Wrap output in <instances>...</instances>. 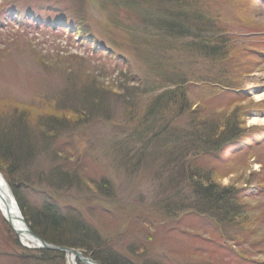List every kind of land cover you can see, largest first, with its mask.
<instances>
[{
	"label": "rangeland",
	"instance_id": "1",
	"mask_svg": "<svg viewBox=\"0 0 264 264\" xmlns=\"http://www.w3.org/2000/svg\"><path fill=\"white\" fill-rule=\"evenodd\" d=\"M199 2L216 25L217 57L192 51L194 32L181 29L172 37L159 30L161 11L152 0H0V122H27L36 141L27 164L17 169L26 181L23 195L30 210L49 196L63 217L81 221L103 243H89L90 253L42 240L0 168L25 224L42 240L40 247L25 244L0 211V264H101L106 256L119 264H251L230 252L212 223L190 214L189 205L199 201L176 174L182 164L188 172L194 159L171 164L157 139L149 134L142 146L140 131L134 133L147 105L143 92L182 85L178 105L182 110L187 100L191 112L157 137L189 138L194 115L235 124L228 137L237 132L236 140H227L215 156L203 152L192 165L212 171L216 185L243 192L253 215L262 212L264 124L251 120H264V81L257 79L264 77V0ZM95 89L104 91L109 119L90 115L79 125L66 100L80 103ZM49 116L68 118L49 132ZM58 172L73 183L53 184L49 177ZM101 181L110 185L106 195L93 187ZM234 246L264 260V221L249 241Z\"/></svg>",
	"mask_w": 264,
	"mask_h": 264
},
{
	"label": "trees",
	"instance_id": "2",
	"mask_svg": "<svg viewBox=\"0 0 264 264\" xmlns=\"http://www.w3.org/2000/svg\"><path fill=\"white\" fill-rule=\"evenodd\" d=\"M152 1L158 4V11H161V14H157L156 16L159 21V26H161L159 30L164 31L166 35L172 37L173 35H179L181 29H185L183 33H188L189 35H191L190 32H194L196 36L195 42H192L189 46L192 51L196 50L198 56L205 59H209L211 56H219L221 52L218 49V46L221 45L219 44L220 41L212 36L213 34L217 35V33H215L217 32L216 25L214 26L213 23L209 22L207 19L208 16L202 13L199 0ZM169 5L173 8L175 6V11L167 10L166 7H169ZM204 18L207 19V22ZM177 30H179V32H177ZM169 83L173 85L168 89L151 90L150 93L143 92L144 96L147 97L145 101L147 102L146 109L144 113L140 112V114H143L136 124L138 127L134 126L135 132L133 131L134 133H137V130L140 131L138 137L141 138V140L137 138L140 145L147 143L144 142V140L147 135L150 134L155 141L156 139L159 141L161 146L159 152L163 151L164 159H168L171 164L175 163V165H178L180 161L181 163L184 162L187 156H191L192 159L198 160L199 155H202L203 152L210 153L214 151L211 154L215 156V151L221 150L227 140L237 139V132L231 134L233 136L228 137L232 127L235 125L234 122V125L231 124V126H229V121L225 119L219 121H213L210 118L201 120L195 118V115L192 116V118L189 117V125L192 126V134H189V138L177 140L176 138L179 137V135H173L169 132L167 135L158 138L157 136L160 135L156 134L161 131L164 133L166 130H169L171 125L173 126V123L180 116L191 112L190 106L189 110L187 107L185 108L187 100L184 99L182 110L180 105H178L180 104V96H182L181 101H183V96H185L182 85L173 82ZM226 88H228V86ZM103 92L104 91L95 89L94 94L87 95L80 103L77 101L71 102L69 99L66 100L70 103L68 104L71 107L70 109L76 111V113H74L76 116L74 118L76 123H79V125L86 123L87 117L90 115H96V118L100 120H104L105 118L109 119V116L105 115L107 113L106 109H109V105H105ZM179 92L181 94H179ZM136 106L137 105H134V108H136ZM67 118L68 117L55 119L49 116L47 122H44V124L49 126V132H52V129L56 126H64ZM235 130H237V128H235ZM133 137L135 138V136ZM221 142L222 144H220ZM35 143L36 141L33 138L32 132L27 127V122L25 123L21 119L13 122L11 125L0 122V168L6 169L7 182L11 187L26 221L29 223L32 231L49 244L61 248L81 249L91 253L92 251H90L91 248L89 243L96 245V247H101L103 243L97 236L93 237V232H91L89 228L87 229L81 221H72L63 217L60 210H58L54 204H49V201H51L49 196L45 195V197L49 198L47 201L43 200L41 207L37 208V204L33 208L34 210L29 209L30 203L28 199L26 200L27 196H24V192L22 191V189L26 190V185L23 184L24 182L26 183V181L23 178L24 176L17 174V169L21 164H27L26 161L29 155L33 153L32 151L36 146ZM30 160L31 159L28 161ZM194 160L189 159L188 172L183 171L184 169L186 170V166L182 164L180 167L181 172L176 174L179 180L182 181L180 183H185L186 186L189 185V189L195 194L194 196H196L194 199L199 201L195 205L194 203L189 205L190 214H195L201 218L204 217L212 223L220 237L224 240V243L228 241L232 245H229V249L236 258L251 264H264V260H258L247 254H243L238 250L239 246H234L239 244L241 240L249 241V239L257 233V226L264 221V208H257V210L262 211L259 213V216L253 215L256 210H250L245 207L243 200L246 198L242 194L243 192L233 187L227 188L216 185L212 171H205V169H201L200 166L192 165ZM162 164L166 165L165 163ZM65 176L69 175H63V173L60 174L59 172L58 174L53 173V175L49 177V180H51L52 183V180H54L57 184L69 186L73 183L72 179ZM98 185H100V187H96L94 184L93 187L97 190L100 189L98 190L100 191L99 194L106 195L108 191H111L108 183L101 181ZM174 185L173 183V186ZM228 228L236 229L239 233H246V236L244 237L239 233L232 232L229 234ZM91 240L93 242H90ZM257 241L258 240H254L253 242L259 243ZM224 243L223 245L225 246L226 244ZM258 251L259 250H257V252ZM262 253V257H264V251ZM60 255L62 256L61 260H63L64 254L61 253ZM95 255L98 256L99 254ZM99 262L101 264H119V262H116L111 256L99 259Z\"/></svg>",
	"mask_w": 264,
	"mask_h": 264
},
{
	"label": "bare ground",
	"instance_id": "3",
	"mask_svg": "<svg viewBox=\"0 0 264 264\" xmlns=\"http://www.w3.org/2000/svg\"><path fill=\"white\" fill-rule=\"evenodd\" d=\"M260 81H264V77L260 76ZM257 79L255 82H258ZM148 93V92H145ZM144 95V94H143ZM253 124H264V120L256 117L251 120ZM14 195V194H13ZM12 192L8 188L7 184L4 182L2 175L0 174V211L2 212L5 219L11 224V227L15 230L22 241L27 245L33 247H40V242L34 238V235L29 227L25 224V221L21 217V213L16 205L13 198ZM44 201L48 200V197L43 198ZM49 244V243H48ZM79 250V249H78ZM74 259V258H73ZM76 264V262H74ZM89 264V263H86Z\"/></svg>",
	"mask_w": 264,
	"mask_h": 264
}]
</instances>
